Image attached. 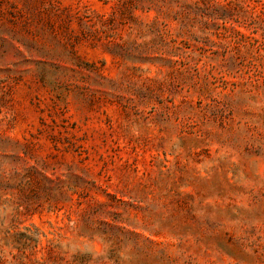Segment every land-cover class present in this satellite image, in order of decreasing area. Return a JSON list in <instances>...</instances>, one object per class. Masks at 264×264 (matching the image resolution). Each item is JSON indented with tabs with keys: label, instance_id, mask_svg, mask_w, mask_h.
I'll return each mask as SVG.
<instances>
[{
	"label": "rangeland",
	"instance_id": "374dc122",
	"mask_svg": "<svg viewBox=\"0 0 264 264\" xmlns=\"http://www.w3.org/2000/svg\"><path fill=\"white\" fill-rule=\"evenodd\" d=\"M0 264H264V0H0Z\"/></svg>",
	"mask_w": 264,
	"mask_h": 264
}]
</instances>
